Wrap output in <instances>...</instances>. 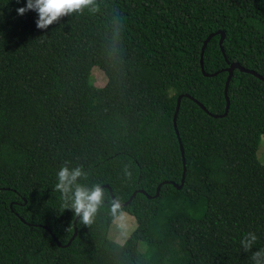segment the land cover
Masks as SVG:
<instances>
[{
	"label": "trees",
	"instance_id": "1",
	"mask_svg": "<svg viewBox=\"0 0 264 264\" xmlns=\"http://www.w3.org/2000/svg\"><path fill=\"white\" fill-rule=\"evenodd\" d=\"M26 0H0V264H253L264 249V0H95L38 29ZM98 9V10H92ZM217 31L225 34L222 49ZM106 75L90 83L91 69ZM65 161L68 163L65 165ZM62 166L105 197L76 221L54 190ZM132 178L125 176V168ZM159 194L155 196L158 185ZM114 199L136 227L109 238ZM71 193H69V196ZM22 219L25 223L20 221ZM72 228H69V226ZM50 231V233L47 231ZM257 236L251 251L241 240Z\"/></svg>",
	"mask_w": 264,
	"mask_h": 264
},
{
	"label": "clouds",
	"instance_id": "2",
	"mask_svg": "<svg viewBox=\"0 0 264 264\" xmlns=\"http://www.w3.org/2000/svg\"><path fill=\"white\" fill-rule=\"evenodd\" d=\"M94 4L95 0H26V6L20 7L16 11L20 16L25 15L29 11L36 12L38 14L36 27L38 29H48L49 26L58 22L61 18L73 13H83L84 9L90 8ZM67 163L65 161V165ZM85 175L82 171V166L73 169L62 166L57 172V183L54 186V190L61 193V199L64 201L62 207L68 208V201L70 200V208L74 212L75 217H78L83 225L90 226L103 203L105 190L99 184L94 185L92 188L77 184L78 178ZM125 176L128 179L132 178V173L127 170V166L125 168ZM69 193H71L70 196ZM110 208L115 221L123 222L127 214L124 212L118 197L110 202ZM70 228H72L71 225L68 230ZM257 239L255 233H247L241 240V246L244 251H251ZM251 260L253 264H264V249L253 252Z\"/></svg>",
	"mask_w": 264,
	"mask_h": 264
},
{
	"label": "water",
	"instance_id": "3",
	"mask_svg": "<svg viewBox=\"0 0 264 264\" xmlns=\"http://www.w3.org/2000/svg\"><path fill=\"white\" fill-rule=\"evenodd\" d=\"M216 35H219V36H220V37H219V42H218V43H219V47H220L221 53H222L223 56L225 57L224 52H223V49H222V43H223V40H224V37H225L224 32H222V31H217V32H215V33H213V34H210V35L205 39V41L203 42V45H202V47H201V54H200V66H201V71H202V73H203V75H204L205 77H208V76H215V75H216V73L211 74V75L205 74V73L203 72V62H202L203 53H204V50H205V48H206L207 43L211 40L212 37H214V36H216ZM234 70H239L240 72H243V73H246V74L252 75L253 77L259 79L260 81H262V82L264 83V78L261 77V76H259L256 72H254V71H252V70L244 69V68L241 67L238 63H231V64H229L228 68L226 69V72L228 73V75H227V79H226V81H225V86H224L225 110H224V113H223V114H221V115H212V114L208 113L202 104H200L199 102H197L196 100H194L192 97H190V96L187 95V94L179 95V96L177 97V99H176V107H175V111H174V114H173L172 123H173V129H174L175 135H176L177 140H178V143H179V149H180V153H181L182 166H183V170H182V179H181L180 184H179V185H175V184H173L174 187H175L176 189H179V190H180V189L182 188L183 183H184V178H185V158H184V151H183V147H182V145H181L180 138H179V134H178V131H177V128H176V119H177V115H178V111H179V107H180L181 99H182V98H188V99L194 101V102H195V103H196V104H197V105H198L203 111H205L208 115L212 116L213 118H223V117H225L226 114H227V112H228V109H229V99H228V97H227V90H228V85H229V83H230V80H231V78H232V75H233V71H234ZM166 183H168V182H163V183H161L160 185H158L154 197H157V196H158V194H159V190H160V186H161L162 184H166ZM104 188H108V186H102V189H104ZM137 192L146 195L143 191H137ZM137 192H134V193L131 195V197H130L126 202L122 203L121 205H122L123 207L127 206V205L131 202V200L133 199V197L136 195ZM109 194H110V198H111V200H114V197L112 196V193H111V190H110V189H109ZM146 196H147V195H146ZM147 197L150 198L149 196H147ZM77 220H78V217H75L74 222H73V229H74V231H73V235H72L71 239L67 242L66 245L62 246V245L57 241V239L54 237V235L51 234V236H52L54 242L56 243V245H57L58 247H63V248H64V247H68V246L71 244V242L73 241V239L76 237V235H77L76 221H77ZM20 221H21L22 223H25L22 219H20ZM47 231L50 233V231H49L48 229H47Z\"/></svg>",
	"mask_w": 264,
	"mask_h": 264
},
{
	"label": "rangeland",
	"instance_id": "4",
	"mask_svg": "<svg viewBox=\"0 0 264 264\" xmlns=\"http://www.w3.org/2000/svg\"><path fill=\"white\" fill-rule=\"evenodd\" d=\"M106 81V75L97 66H94L90 73V83L95 87L100 88L106 84ZM255 155L258 162L264 165V134L259 136L258 147ZM126 214L127 215L123 222H116L114 220L109 229V238L119 244L124 243L136 227V220L134 217L128 213Z\"/></svg>",
	"mask_w": 264,
	"mask_h": 264
}]
</instances>
